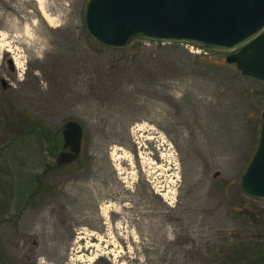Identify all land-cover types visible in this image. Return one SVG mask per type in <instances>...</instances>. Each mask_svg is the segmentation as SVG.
Returning a JSON list of instances; mask_svg holds the SVG:
<instances>
[{
  "label": "rangeland",
  "instance_id": "374dc122",
  "mask_svg": "<svg viewBox=\"0 0 264 264\" xmlns=\"http://www.w3.org/2000/svg\"><path fill=\"white\" fill-rule=\"evenodd\" d=\"M89 1L0 0V264H264L241 187L264 83L190 44L106 47Z\"/></svg>",
  "mask_w": 264,
  "mask_h": 264
},
{
  "label": "water",
  "instance_id": "95a60500",
  "mask_svg": "<svg viewBox=\"0 0 264 264\" xmlns=\"http://www.w3.org/2000/svg\"><path fill=\"white\" fill-rule=\"evenodd\" d=\"M86 27L98 43L113 49L138 38L226 53L242 75L264 83V0H90ZM261 119L258 147L241 187L264 200V107ZM63 135L60 167L81 154L84 129L70 121Z\"/></svg>",
  "mask_w": 264,
  "mask_h": 264
},
{
  "label": "trees",
  "instance_id": "16d2710c",
  "mask_svg": "<svg viewBox=\"0 0 264 264\" xmlns=\"http://www.w3.org/2000/svg\"><path fill=\"white\" fill-rule=\"evenodd\" d=\"M35 124L37 125V122H33V126H35ZM58 168H61L60 166H57ZM63 167V166H62ZM1 214V212H0ZM258 260V261H257ZM255 261H257L256 263H264V255L261 254V256H258L257 258H255Z\"/></svg>",
  "mask_w": 264,
  "mask_h": 264
},
{
  "label": "bare ground",
  "instance_id": "6f19581e",
  "mask_svg": "<svg viewBox=\"0 0 264 264\" xmlns=\"http://www.w3.org/2000/svg\"><path fill=\"white\" fill-rule=\"evenodd\" d=\"M43 14H45V12H43ZM46 15V14H45Z\"/></svg>",
  "mask_w": 264,
  "mask_h": 264
}]
</instances>
